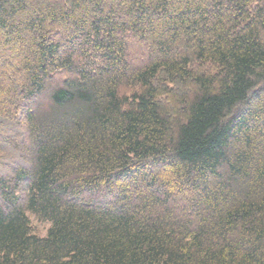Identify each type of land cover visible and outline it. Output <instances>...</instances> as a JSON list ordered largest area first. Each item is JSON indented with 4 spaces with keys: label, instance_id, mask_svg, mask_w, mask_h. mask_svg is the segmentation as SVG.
Wrapping results in <instances>:
<instances>
[{
    "label": "trees",
    "instance_id": "16d2710c",
    "mask_svg": "<svg viewBox=\"0 0 264 264\" xmlns=\"http://www.w3.org/2000/svg\"><path fill=\"white\" fill-rule=\"evenodd\" d=\"M0 264H264V0H0Z\"/></svg>",
    "mask_w": 264,
    "mask_h": 264
},
{
    "label": "rangeland",
    "instance_id": "374dc122",
    "mask_svg": "<svg viewBox=\"0 0 264 264\" xmlns=\"http://www.w3.org/2000/svg\"><path fill=\"white\" fill-rule=\"evenodd\" d=\"M165 104L171 110V103H165ZM32 229H33V232L36 233L37 235L44 236L47 230V224H43L38 221H34L32 219Z\"/></svg>",
    "mask_w": 264,
    "mask_h": 264
}]
</instances>
